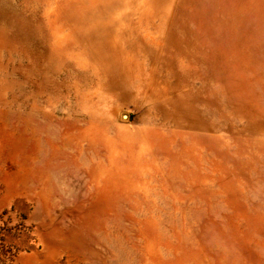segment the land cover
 <instances>
[{"label": "rangeland", "instance_id": "374dc122", "mask_svg": "<svg viewBox=\"0 0 264 264\" xmlns=\"http://www.w3.org/2000/svg\"><path fill=\"white\" fill-rule=\"evenodd\" d=\"M0 264H264V0H0Z\"/></svg>", "mask_w": 264, "mask_h": 264}]
</instances>
